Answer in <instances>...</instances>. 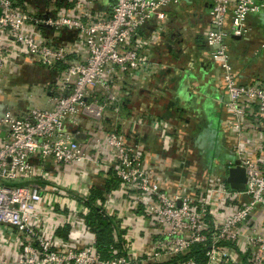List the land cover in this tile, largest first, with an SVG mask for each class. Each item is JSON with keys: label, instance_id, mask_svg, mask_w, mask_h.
Listing matches in <instances>:
<instances>
[{"label": "built area", "instance_id": "built-area-1", "mask_svg": "<svg viewBox=\"0 0 264 264\" xmlns=\"http://www.w3.org/2000/svg\"><path fill=\"white\" fill-rule=\"evenodd\" d=\"M197 1L0 0V75L23 56L47 76L38 84L43 106L16 107L0 83V264H264V221L256 220L264 209V78L240 82L228 42L259 30L257 54L264 49V0H207L204 47L227 97L213 128L206 120L191 137L203 152L201 133L213 131L222 148L232 140L218 172L202 183L170 180L128 138L136 121L121 109L131 94L126 76L150 67L136 39L172 6ZM167 119L150 120L164 138L177 135ZM83 121L91 136L81 140ZM235 160L246 171L241 190L226 181ZM73 166L86 171L66 188L58 181ZM99 177V198L89 202ZM92 209L113 222L107 253L87 225ZM50 216L60 221L54 231L45 230ZM79 232L91 238L74 239Z\"/></svg>", "mask_w": 264, "mask_h": 264}, {"label": "crops", "instance_id": "crops-1", "mask_svg": "<svg viewBox=\"0 0 264 264\" xmlns=\"http://www.w3.org/2000/svg\"><path fill=\"white\" fill-rule=\"evenodd\" d=\"M209 6L207 0L197 1L193 6L184 3L174 5L166 12L159 26L154 23L142 29L136 42L146 45L150 67L137 69L126 76L131 94L121 109L124 117H132L136 121L128 138L142 145L149 161L159 167L164 164L166 171L162 172V176L167 174L170 180H176L180 174L192 182H206L208 177L218 172L225 154L233 151L231 139L226 140V148L224 145L222 148L217 144L213 131H210L217 114L223 115L222 102L227 95L222 86V69L204 47ZM151 32L152 40L149 42L148 34ZM228 42L232 68L239 81L250 82L255 76L264 78V49L259 54L256 52L261 42V32L251 30L244 36H230ZM46 77L44 69L33 65L29 58L14 56L0 75L4 100L18 108H26L29 103L43 106L47 97L39 90L38 84ZM165 112L169 113L166 121L177 128V135L173 137L164 138L150 124L153 117ZM85 118L89 119L87 116ZM140 118L144 119L142 124L138 122ZM205 121L210 129L205 135L209 139L213 135L206 145L211 149V154L206 150L203 152L191 137L199 132ZM86 126L88 123L83 121L82 131L78 133L81 140L91 136ZM73 168L71 173L59 178L58 182L66 188L72 187L79 174L86 171L84 167ZM100 182V177L95 179V189L88 193L89 202L99 198L96 187ZM41 183L49 185L45 180ZM118 206L119 203L112 208ZM256 220L264 221V209L258 212ZM59 222L55 216H50L45 221V230L54 231ZM60 236L67 238L64 232ZM90 238L88 233L74 234L76 240Z\"/></svg>", "mask_w": 264, "mask_h": 264}, {"label": "trees", "instance_id": "trees-1", "mask_svg": "<svg viewBox=\"0 0 264 264\" xmlns=\"http://www.w3.org/2000/svg\"><path fill=\"white\" fill-rule=\"evenodd\" d=\"M115 185V183H111L108 187H114ZM87 217V225L96 235L97 249L101 252L107 253L109 244L112 242L113 237V222L111 217L98 213L94 209H92ZM198 253L193 254L196 259H199Z\"/></svg>", "mask_w": 264, "mask_h": 264}, {"label": "water", "instance_id": "water-1", "mask_svg": "<svg viewBox=\"0 0 264 264\" xmlns=\"http://www.w3.org/2000/svg\"><path fill=\"white\" fill-rule=\"evenodd\" d=\"M233 37H235L233 35ZM169 113L165 112V116ZM247 180L246 171L243 166L240 165L238 160H235L234 165L230 166L227 170L226 181L233 189H244Z\"/></svg>", "mask_w": 264, "mask_h": 264}, {"label": "rangeland", "instance_id": "rangeland-1", "mask_svg": "<svg viewBox=\"0 0 264 264\" xmlns=\"http://www.w3.org/2000/svg\"><path fill=\"white\" fill-rule=\"evenodd\" d=\"M202 127H205V124H203ZM213 135H214V132H213ZM213 135H212V137L209 139V138L207 137V135H205V133H201L200 136L198 137V141H199L202 145L206 146L207 143L213 138ZM206 151H207L208 154H211V149H210V148H206ZM212 153H213V152H212Z\"/></svg>", "mask_w": 264, "mask_h": 264}, {"label": "flooded vegetation", "instance_id": "flooded-vegetation-1", "mask_svg": "<svg viewBox=\"0 0 264 264\" xmlns=\"http://www.w3.org/2000/svg\"><path fill=\"white\" fill-rule=\"evenodd\" d=\"M29 1H31L32 3H34V4H43L44 2H45V0H29Z\"/></svg>", "mask_w": 264, "mask_h": 264}]
</instances>
